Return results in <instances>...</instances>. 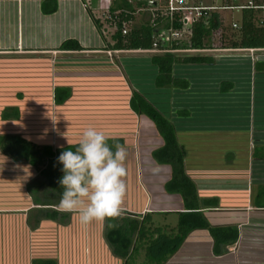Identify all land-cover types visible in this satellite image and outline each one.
<instances>
[{
	"label": "rangeland",
	"instance_id": "obj_1",
	"mask_svg": "<svg viewBox=\"0 0 264 264\" xmlns=\"http://www.w3.org/2000/svg\"><path fill=\"white\" fill-rule=\"evenodd\" d=\"M193 2L202 4V0ZM205 5L222 7L224 4L221 0H208ZM229 5L234 3L226 4ZM149 10L142 9L141 20L145 19L144 13ZM261 13L263 17L259 21L264 25V11ZM240 14L238 10L218 11L217 16L225 29L221 33L222 37L227 38L236 33L237 29H232L231 25L237 26ZM165 34H160L157 38L160 45L170 42L164 43L163 39L167 37ZM218 37V31L211 35L208 42L210 48L222 49V39L218 40ZM184 39L183 35L181 40ZM170 53L178 58L205 55L214 60L236 56H242L243 60L264 58V52L220 53L211 50L204 53ZM150 56L151 54L143 52H104L100 55H82L75 61L70 55H59L55 58H60V61L52 62L51 59L39 64L37 70L30 71L29 81L19 80L15 84L10 83L9 75L16 72L21 74L22 68L0 72V112L8 107H16L19 111L16 121L0 120V136L16 135L37 146H51L53 149L79 143L93 145L101 139H121L123 147L118 150L116 161L98 165L99 171L90 189L88 188V191L96 193L93 203H101L103 207L110 208L125 205L130 210L145 209L149 212L155 208L180 206V197L164 190L166 180L169 179V174L166 173L169 168L156 164L151 157V152L162 145L161 139L150 121L142 116H135L127 106L132 88L137 87L142 93H147V78L152 81L154 73L147 77L150 70L141 69L133 61L123 62L120 67L117 64L120 58L148 59ZM245 64V61L218 64L221 71L229 70L227 77L223 75L221 80L226 78L225 82L232 85V89H226L223 94L219 93L218 86L213 87L212 81L216 84L218 80L215 76L214 79H209L211 73L209 67H206L204 71L207 70L208 74L205 72L200 76L193 73L195 70L196 73L202 70L193 68L189 72L190 77L188 75L186 91L182 94L174 92L168 97L170 109L166 111V117H170L171 122L178 127L173 125L176 128L175 134L182 130L181 127H186L190 132L175 135L178 145L183 146L186 152V163H196L203 168L224 167L228 163L241 166L246 162L248 140L254 144L264 138L258 130L264 127V75L258 73L256 77H249V69ZM122 71H125L128 78ZM55 87H67L71 90L70 98L59 107L54 106L51 100ZM156 94L158 93L152 88L151 94L146 97L152 102V99L160 97ZM180 107L185 115L176 114ZM171 109L173 113L169 116ZM4 160L6 159L0 157V203L19 208L25 205L24 201L28 197L32 202L27 194V186L39 185L35 172L31 168L28 173L21 172L20 168L15 167V163L9 162V159ZM208 185L213 188V181ZM221 185L225 187V182ZM38 189L42 195V187L39 186ZM168 195L172 199L164 202ZM222 195H216L218 205L222 202L229 205V202L222 200ZM9 196H14L13 202L9 200ZM173 199L178 202H173ZM203 218L209 226L223 227L231 224L235 215L206 213ZM156 225L163 228L159 223ZM149 227L150 230L155 228L152 223ZM164 234H170L169 229ZM151 238L154 239L152 236ZM208 240L206 231H193L165 264H264V242L243 244L236 254L212 258L206 246ZM143 243L137 244L139 253L133 256L129 264H145L144 248L140 246ZM101 261L102 264H122L104 251ZM74 264H82L79 257L76 256Z\"/></svg>",
	"mask_w": 264,
	"mask_h": 264
},
{
	"label": "crops",
	"instance_id": "obj_2",
	"mask_svg": "<svg viewBox=\"0 0 264 264\" xmlns=\"http://www.w3.org/2000/svg\"><path fill=\"white\" fill-rule=\"evenodd\" d=\"M243 1L241 0V2ZM139 2L141 1L136 0V3L139 4ZM162 2V0H152V5L147 7L150 10L149 12L145 11V19L142 20L140 16L142 9H135L134 14L130 17L129 24L135 29L146 24L151 19L152 12L161 8L160 4ZM207 2L208 0H202L201 5L209 6L205 5ZM119 6H121V3L117 0H0V72L22 68L21 74L16 72L9 75L11 77L10 83L15 84L19 80L27 82L29 81L30 71L37 70L39 64L51 59L52 62L61 60L60 58L56 59L55 56L70 55L74 57L75 61H78L82 55H100L106 52L102 49L107 44H112L110 38L115 31L114 19L117 14L114 11L119 10ZM262 11H264V8L260 9L257 14L260 18L263 17ZM216 13L218 15V11ZM66 41L76 42L82 51H59L60 44ZM211 50L220 53L264 52V49L219 48L215 50L212 48ZM115 53L135 54L138 52L115 51ZM125 59L137 58H120L117 61L119 67ZM245 59L243 60L242 56L212 59L213 65L207 67H209L211 73L209 79L215 78L218 80L216 84L212 81L213 87H219L226 79L221 80L222 76L227 77L228 75L229 70L223 69L221 71L222 69L219 66L221 62L245 61L247 70L249 69V77L254 74L252 71L254 62L264 64V58ZM193 68L202 70L197 72L196 76L203 75L207 71H204L205 67L203 66H186L184 71ZM207 72L206 74H208ZM185 73L187 74V72ZM185 73L182 72V74ZM260 74L264 75V70ZM184 77L188 81V76ZM219 93L221 92L219 91ZM182 109L180 107V111H183ZM181 128L182 130L177 134L190 133L186 130V127ZM258 130L264 135L263 126ZM263 139L260 142H254V144L249 142L251 140H248L246 162L241 166H233L228 163L224 167L203 168L196 165V163H186L183 159L184 171L195 187L197 202L199 203L202 200L216 201L214 208L200 206L199 212L202 215L206 213L235 215V220L231 224L223 226L236 229L238 236L234 244L221 246L218 254H214L212 250L213 241L208 236L209 240L206 246L209 248L212 258L236 254L243 244L264 242ZM0 157L8 160L2 155ZM15 167L20 168L21 172L24 171V173L29 171V166L23 163H15ZM98 168L99 166H97L93 178L85 185L77 199H66L56 207L35 206L29 197L24 201L25 205L19 208L18 206L0 203V264H31L33 260H49L55 264H74L76 256L79 257L82 264H94L98 261L102 264L103 251L106 255L108 253L113 259H117L123 264V260L112 255L104 237V222L110 217L119 216V218L141 220L142 217L147 215L149 224L152 223V226L155 227L153 229H156L158 233L164 234L166 229H169L170 232L173 231L177 214L184 212L182 201L178 207L155 208L150 212L145 209L130 210L124 207L125 205L110 208L103 207L101 203H93L96 193L88 190L99 171ZM166 173L169 174V171ZM212 181L214 183L213 188L208 185ZM222 182H225V187L221 185ZM220 194L224 195H222V200L229 202V205H225L223 202L220 206L218 205L219 200L216 199V195ZM13 197L9 196V200L12 201ZM166 198L164 202H169V199H172L169 195ZM173 202L178 201L173 199ZM42 208H50L60 213L58 221L41 219L38 209ZM158 223L162 225V229L156 225ZM191 235L192 232L186 236L181 245ZM152 237L155 238L156 235L154 234ZM170 257H167L164 264Z\"/></svg>",
	"mask_w": 264,
	"mask_h": 264
},
{
	"label": "trees",
	"instance_id": "obj_3",
	"mask_svg": "<svg viewBox=\"0 0 264 264\" xmlns=\"http://www.w3.org/2000/svg\"><path fill=\"white\" fill-rule=\"evenodd\" d=\"M121 3L119 10L114 11L115 31L111 35L112 44L104 46L102 51H135L145 52L152 50V44L156 43L157 51L180 50H211L208 45L211 35L218 31V40L222 39V49H264V25L257 14L260 10L243 9L237 21V30L225 38L221 33L225 30L217 14L202 21L192 24L184 32V41L171 40L168 44L160 45L157 38L160 34L167 35L168 30H179L181 26L175 20H170L166 11V0L160 4V9L152 12L151 19L139 28H133L130 17L135 9H144L151 6L152 0H117ZM253 6H264V0H251ZM230 4V1L225 2ZM225 4V5H226ZM134 9V10H133ZM230 29V28H229ZM124 31V34L121 33ZM59 51L79 52L82 49L74 41H66L60 44ZM133 61L141 69L149 71L147 77L149 90L142 93L135 87L130 92L127 101L128 109L135 116H142L151 122L162 145L151 152V157L158 165L169 168V179L164 185L168 194H177L184 207V212L177 214L175 228L170 234H160L156 229L149 227L148 217L141 220L128 218H107L104 222V237L112 255L123 260V264H129L133 256L139 253L137 246L140 243L144 248L145 264H162L168 256H171L181 245L186 236L196 230L206 231L213 241L212 250L218 254L221 246H230L237 239V231L234 227H210L204 220L200 210L214 208L215 200H202L197 202L195 187L186 176L183 166L185 152L178 145L175 137L177 126L166 117L170 99L174 92L182 94L188 88V81L184 76H190L191 70H185L186 66H212L213 60L207 56H184L178 58L170 52L151 54L148 59H125L123 62ZM264 70V64L254 62L252 65L253 77ZM123 72V71H122ZM187 72V74H182ZM125 73V71L123 72ZM126 74V73H125ZM196 75V70L193 73ZM128 78V75L126 74ZM140 79V76H138ZM129 82V80H128ZM140 84H138L139 87ZM152 88L157 92L152 102L146 95L151 94ZM221 93L231 89L232 85L222 82L218 87ZM144 92V91H143ZM154 97V94H152ZM71 96V90L67 87H55L52 90V104L62 106ZM170 109V108H169ZM173 109V108H172ZM172 109L169 112L172 114ZM181 112V113H179ZM176 114L185 115L183 111ZM19 111L16 107L4 108L0 112V120L16 121ZM176 127H174V126ZM123 147L121 139H101L90 145L79 143L53 149L51 146H37L16 135L0 136V155L13 163H23L29 166L36 175L39 185L27 186V192L35 206L56 207L66 199H77L86 184L93 178L97 166L102 163L116 161L118 150ZM42 187V195L38 188ZM41 219L58 221L59 214L50 208L38 209ZM110 221L112 226L110 227ZM156 235L154 239L151 236ZM138 244V245H137ZM31 264H55L49 260H33Z\"/></svg>",
	"mask_w": 264,
	"mask_h": 264
},
{
	"label": "built area",
	"instance_id": "obj_4",
	"mask_svg": "<svg viewBox=\"0 0 264 264\" xmlns=\"http://www.w3.org/2000/svg\"><path fill=\"white\" fill-rule=\"evenodd\" d=\"M230 1L234 5L226 6L225 2ZM224 4L222 7L214 6H203L200 2L197 4L193 0H166V11L170 20H175L180 24L181 29L179 30H168L167 37L163 39L164 43L167 41H179L184 35L185 30H187L192 24L199 21L207 19L211 13H216L217 11H227V10H243V9H253L260 10L264 7L253 6L251 0H244L240 2L239 0H221ZM237 3V4H236ZM232 29H237L235 24L231 25ZM124 34V31H122ZM171 37V38H170ZM211 50H180V51H157L156 43L152 44V50L145 51L143 53L155 54V53H166V52H178V53H204L210 52ZM214 51V50H212ZM251 52V51H250Z\"/></svg>",
	"mask_w": 264,
	"mask_h": 264
}]
</instances>
